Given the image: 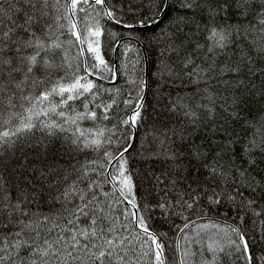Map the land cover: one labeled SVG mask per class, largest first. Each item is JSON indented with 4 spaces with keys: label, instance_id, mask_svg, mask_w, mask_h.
Returning <instances> with one entry per match:
<instances>
[{
    "label": "snow or ice",
    "instance_id": "obj_1",
    "mask_svg": "<svg viewBox=\"0 0 264 264\" xmlns=\"http://www.w3.org/2000/svg\"><path fill=\"white\" fill-rule=\"evenodd\" d=\"M3 3L0 264H224L226 258L232 264H264V248L257 256L239 227L209 221L190 237V225L197 227L190 220L177 232L170 261L166 253L172 249L164 243L168 233L158 231L154 215L159 209L165 222L170 216L187 220L184 213L206 197L210 205H234L244 213L241 223L250 214L259 228L258 243L264 244V180L257 179L264 173V122L246 114L264 97V0H132L140 17L134 23L117 18L115 3L108 6L112 0H65V14L54 19L51 11H59L61 0H10L7 9ZM97 9L117 25L150 33L143 38L157 57L158 94L179 82L175 97L168 93L165 111L183 119L170 115L161 121L152 132L155 150L142 155L153 164L146 177L158 196L155 204L138 199L127 158L145 119L148 84L137 75L128 81L136 95L129 92L120 100L119 88L97 83L118 79L100 52L103 33L91 15L98 17ZM56 30L74 37L69 43L80 46L77 58L87 53L94 62L86 58L73 66ZM132 52L138 54L135 68L139 49H124L126 57ZM121 103L130 112L107 127L104 121L111 123ZM121 126L125 131L117 136ZM146 142L141 141V149ZM17 146L20 163L5 155ZM25 146L40 149L34 159L24 154ZM88 152L98 158L71 163ZM53 153L68 156L69 167L48 163ZM44 192L61 206L56 218L25 207ZM209 229L213 236L205 235Z\"/></svg>",
    "mask_w": 264,
    "mask_h": 264
},
{
    "label": "trees",
    "instance_id": "obj_2",
    "mask_svg": "<svg viewBox=\"0 0 264 264\" xmlns=\"http://www.w3.org/2000/svg\"><path fill=\"white\" fill-rule=\"evenodd\" d=\"M113 3L116 5V15L117 18L123 20L127 23H134L140 17L136 15L137 6L132 3V0H112V3H109V8H112ZM10 0H4L3 7L7 9L9 7ZM132 9V10H130ZM66 11L65 0H61V6L59 11L55 8L51 11V17L54 19L55 16L60 15L63 16ZM100 12V15L97 17L96 12H92L91 15L96 17L99 20L100 27L102 30V35L99 37L100 39V52L103 56L106 63L118 71V79L115 83H109L107 81L101 80L97 81L98 84H103L105 88H119L121 90V95L119 97L120 100L128 98L129 92L132 93L133 96L136 95L135 86L128 83V81L132 78H135L137 75L142 76L148 84V87L145 89L144 93V104L145 108L142 112V115L145 119L142 121V127L138 130H135V144L133 149L128 154L127 158L129 160V170L133 174L134 182L138 184L136 189V194L138 199H141L143 203L144 199H148L151 203L155 204L157 202L158 196L155 192L152 191V181L151 179L146 177L147 171L153 167L152 161H146L142 159V155L150 154L151 151L155 150V145L152 143V132L154 128H158L160 126L161 121H166L170 115H173L167 111H165L166 106L169 105V96L168 93H172L173 98L177 94L179 82L177 85L171 87H163L159 90V94L157 92V86L154 82L153 72L155 71L154 63L157 59L153 47L151 46L147 40L143 38V35H150V33L141 34L139 28L136 29H127L122 27L121 25L115 24L113 21L107 20L103 12L97 9ZM80 27L84 28V13H80ZM52 20L49 19V23ZM92 24L95 23L94 20L90 21ZM60 23H67L66 20H61ZM60 31L56 30L54 35L60 36ZM136 37H141L139 41H137ZM61 41L64 42V47L67 52V58L72 61L73 66L80 64L84 59H88L89 63H93L90 56L86 53L85 56L77 58V54L79 52V45L76 43H69V41H73L74 37H71L69 34H65L60 36ZM85 49L87 45H84ZM138 48L140 53V63L133 68L132 61H135L138 58V54L136 52L129 53L126 57L124 54L125 48ZM63 55V52L61 53ZM56 63L59 64V58L56 60ZM127 65V68H125ZM63 75V71L60 72ZM185 88L184 86H179V94L184 95ZM103 98L105 100L108 99L107 94H103ZM126 112H130V110H126L123 107V104H120L119 109L113 112V119L111 123L108 121H104V124L107 127L111 128L113 125L118 124V120L125 118ZM264 97L259 98L257 101L251 103L247 115L250 119L260 120L264 122ZM173 119L182 120V116L173 115ZM125 129L121 126L117 131L116 135L120 136ZM39 132L36 133V136H40ZM147 139L145 147L141 149V141ZM60 141H56L53 139V145L56 149L63 151L60 149ZM115 146V145H114ZM40 150L39 148L32 149L27 146L24 147V154H27L30 159H34L36 151ZM6 156L12 157L14 162L20 163L23 160V154L21 153L19 147L17 146L13 150L5 153ZM18 158V159H17ZM98 158L97 153L88 152L86 154H79L75 159L71 160V163H76L79 160L81 163L85 160H92ZM48 163L59 164L65 168L69 167V157L64 156L60 158L56 156L54 153L49 155ZM264 167V165H262ZM155 171L159 174L160 168L156 166ZM7 176V173H6ZM75 177L72 176L69 178L68 183H71L72 179ZM170 179V178H169ZM257 179L264 180V173H261L257 176ZM39 187V186H38ZM108 187V186H106ZM163 187V186H162ZM195 187V185H193ZM203 190V187L201 188ZM151 193V195H149ZM12 195H16V191L12 189ZM37 203H32L31 205H25V207H30L32 212L43 213L45 215H50L54 218L58 216V213L62 211L59 203H55L51 200V198L47 195V192L42 193L37 198ZM261 203H264L262 201ZM234 205H210L207 201V198L204 197L203 202L190 213L185 212L184 216L187 217V220L182 219L180 216H170L167 222L160 219L161 213L159 209L154 210V215L157 217L155 221V226L158 231L167 232L168 238L164 240L166 248L170 245L172 251L166 253L169 255V260H172V255L175 252V243L178 239L177 232L180 227L183 226L188 220L196 222L197 227H193L190 225L188 229V235L190 237L195 236L196 231L199 230V225L208 224L209 221H218L220 223L230 224L233 227H239L242 232L246 233V236L249 240L250 245L252 246L253 251L256 255H260V250L264 248V244L258 243L259 241V228L254 227L252 224V217L249 214L248 218L245 219L243 223H241L239 216L244 215L243 212H238L234 210ZM198 218H202L199 219ZM264 219V217H261ZM53 235H55L53 233ZM206 236H213V230L209 229V231L205 234ZM222 235V234H220ZM232 239H235V234H232ZM183 243V241H182ZM194 249H198V245H193ZM224 264H232L230 259H225ZM239 264H243L242 261Z\"/></svg>",
    "mask_w": 264,
    "mask_h": 264
}]
</instances>
